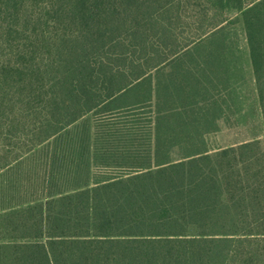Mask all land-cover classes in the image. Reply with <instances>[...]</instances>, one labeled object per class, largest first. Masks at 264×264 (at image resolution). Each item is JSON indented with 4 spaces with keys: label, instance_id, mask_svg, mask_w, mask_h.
Here are the masks:
<instances>
[{
    "label": "trees",
    "instance_id": "trees-1",
    "mask_svg": "<svg viewBox=\"0 0 264 264\" xmlns=\"http://www.w3.org/2000/svg\"><path fill=\"white\" fill-rule=\"evenodd\" d=\"M0 264H264V0H0Z\"/></svg>",
    "mask_w": 264,
    "mask_h": 264
},
{
    "label": "rangeland",
    "instance_id": "rangeland-1",
    "mask_svg": "<svg viewBox=\"0 0 264 264\" xmlns=\"http://www.w3.org/2000/svg\"><path fill=\"white\" fill-rule=\"evenodd\" d=\"M242 92L246 96L253 94L252 78L249 73L246 74V84L242 89ZM250 135L249 131L245 127H230L223 121H220V129L208 136L209 142L212 146H222L235 141H239Z\"/></svg>",
    "mask_w": 264,
    "mask_h": 264
}]
</instances>
